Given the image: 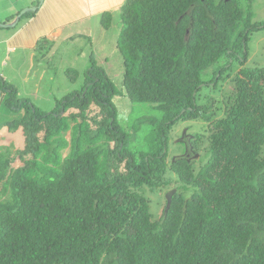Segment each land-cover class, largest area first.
<instances>
[{
	"label": "trees",
	"instance_id": "16d2710c",
	"mask_svg": "<svg viewBox=\"0 0 264 264\" xmlns=\"http://www.w3.org/2000/svg\"><path fill=\"white\" fill-rule=\"evenodd\" d=\"M122 11L126 95L158 113L135 125L136 148L103 68L51 112L0 77L7 106L24 110L0 125L22 137L0 144V264H264V68L242 64L264 22L236 0H126ZM205 87L220 93L199 102ZM187 121L203 132L187 129L188 151L169 160ZM172 174L156 219L147 190Z\"/></svg>",
	"mask_w": 264,
	"mask_h": 264
},
{
	"label": "rangeland",
	"instance_id": "374dc122",
	"mask_svg": "<svg viewBox=\"0 0 264 264\" xmlns=\"http://www.w3.org/2000/svg\"><path fill=\"white\" fill-rule=\"evenodd\" d=\"M236 1L245 13L251 16L252 22H264V0ZM20 2L22 0H0V18L7 19L12 16L15 13V9L18 10L22 7ZM24 2L28 4L27 0H24ZM98 2H95L96 6H99ZM122 6L123 4L116 8L105 10L107 12L102 11L94 14L86 21H81L76 26L74 37L70 36L66 40L58 41L59 50L54 55H49V58L41 60L40 63L36 62V69L40 66L41 72L44 70V78L37 79L33 70L28 75L26 69H23L24 72L21 71L19 75L12 78V83L18 90L19 98H30L38 108L51 112L62 97L79 90L83 86L85 73L91 66L95 64L103 68L116 90L113 101L118 110V122L122 129L129 134L133 148H136L137 140L141 137L134 132L135 125L145 116L150 117L158 113L151 110V105L132 102L126 95L124 85L125 64L118 48V40L124 28ZM8 32L6 30L1 31L0 40L8 38L6 37ZM251 37L248 42L246 61L242 63L244 64L243 67L264 68V27L254 30ZM48 43L49 41L46 44ZM3 51V48H0V62ZM243 58V53L233 57V66L229 71L231 75L229 77H226V74L224 75L228 84L234 74L240 69ZM228 59V57L224 56L220 63H225ZM4 68L0 63V73H3V75L7 73ZM203 77L208 79L209 75H207V72L203 73ZM226 85L225 79H221L219 88L221 89L222 86ZM206 93L216 97L220 92L210 94L208 88L205 87L201 91V96L198 97L199 102L205 101ZM23 115L24 110L21 111L20 116ZM12 117L13 113L1 115L0 123L8 121L7 119L11 120ZM16 117L18 118V116ZM203 126L202 122L196 123L194 121L176 124L171 132L169 160L175 155H181L183 152L188 151L187 146L180 142L185 130L189 129L190 133L196 136L198 133L203 132L201 131ZM67 137L69 138V135ZM201 155L202 158H197V160L205 162L208 159L206 153L201 152ZM171 177L173 184L169 188L155 192L147 190L151 211L156 219L160 218L162 214L167 193L176 186L177 177L174 174Z\"/></svg>",
	"mask_w": 264,
	"mask_h": 264
},
{
	"label": "crops",
	"instance_id": "0c3cea01",
	"mask_svg": "<svg viewBox=\"0 0 264 264\" xmlns=\"http://www.w3.org/2000/svg\"><path fill=\"white\" fill-rule=\"evenodd\" d=\"M27 1L28 4L22 0L20 2L22 7L18 10L15 9L12 16L7 19L0 18V24L10 25L9 27L0 26V32L3 30L8 32L10 29L6 36L8 38L0 40V44H2L0 48L4 50L0 63L7 72L4 75L0 73V77L11 84H13L12 78L19 75L21 71L24 72L23 69H26L28 75L33 70L37 79L44 78L45 72L44 70L41 72L40 66L36 69V62L40 63L41 60L49 58V55H54L59 50L58 41L66 40L70 36L74 37L76 26L81 21H86L102 11L121 6L126 0H102L99 2L97 0H44L42 4L40 0ZM95 2H98L99 6H96ZM30 8L33 10L22 15L15 25L21 11ZM28 13L31 14L26 15ZM48 41L49 43L46 44ZM6 99L7 93L0 87V117L13 113L11 120L16 119V116L19 117L21 113L12 111L7 106ZM7 120L9 121V119ZM0 133L2 134L1 146L12 144L10 141L18 143L17 140L20 141L22 138L20 133L16 134L17 139L11 138L10 133L6 132V127Z\"/></svg>",
	"mask_w": 264,
	"mask_h": 264
},
{
	"label": "water",
	"instance_id": "95a60500",
	"mask_svg": "<svg viewBox=\"0 0 264 264\" xmlns=\"http://www.w3.org/2000/svg\"><path fill=\"white\" fill-rule=\"evenodd\" d=\"M43 1H44V0H40V3L42 4ZM227 1H229V0H227ZM31 10H33V9L30 8V9H28V10H24V11L20 14V16H19V18L17 19V21L15 22V25L19 22V19H20V17H21L22 15H24L25 13H27V12H29V11H31ZM0 26H1V27H9L10 25H9V24H0ZM186 133H187V130H185L184 135H185ZM175 192H176V190L174 189V190H171V191H169V192L167 193V196H166L167 201H168L167 209H169L170 206H171L172 198H173V195L175 194Z\"/></svg>",
	"mask_w": 264,
	"mask_h": 264
}]
</instances>
